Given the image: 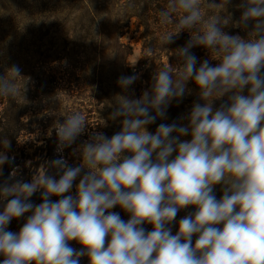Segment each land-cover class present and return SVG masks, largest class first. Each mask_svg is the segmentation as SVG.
Wrapping results in <instances>:
<instances>
[{
  "label": "clouds",
  "instance_id": "obj_1",
  "mask_svg": "<svg viewBox=\"0 0 264 264\" xmlns=\"http://www.w3.org/2000/svg\"><path fill=\"white\" fill-rule=\"evenodd\" d=\"M208 7L218 9L221 2ZM240 7L238 26L254 22L247 39L224 32L228 22L221 15L205 21L201 0H169L160 22L172 23L182 14L164 45L185 30L191 33L175 53L180 70L156 71L150 91L139 98L117 96L111 119L122 118L121 130L110 138L93 133L79 146L78 166L60 156L30 182L16 180L13 169L0 183V203L6 201L0 211V264H80L83 256L89 264H264V0H242ZM196 46L214 53L218 63L204 60L197 67L190 51ZM18 78H25L19 66L7 68L0 96H14ZM137 78L121 76L117 83L127 90ZM189 80L203 103H194L180 118L186 125L161 123L150 132L148 125L166 119L169 104L184 97ZM226 95L228 101L214 110L213 101ZM86 127L78 111L57 121V152L74 144ZM185 136L191 139L182 140ZM0 144L11 148L7 139ZM13 161L0 151V176L3 165ZM37 192L42 202L33 204L30 197ZM116 206L129 214L127 221L110 211ZM189 207L194 212L179 220L173 234L170 225ZM29 212L18 232L7 230Z\"/></svg>",
  "mask_w": 264,
  "mask_h": 264
},
{
  "label": "rangeland",
  "instance_id": "obj_2",
  "mask_svg": "<svg viewBox=\"0 0 264 264\" xmlns=\"http://www.w3.org/2000/svg\"><path fill=\"white\" fill-rule=\"evenodd\" d=\"M208 2L213 0H201L205 21L212 15H221L228 22L224 32L248 38L254 22L238 26L242 0H229L225 7L223 0H215L221 2L218 9L209 8ZM168 3L169 0H0V76L17 65L25 77L17 79L14 96H0V140L7 139L11 144L7 150L0 144V151L14 157L12 163L6 164L14 165L16 180L30 182L49 161L60 156L70 166H78L79 146L93 133L103 132L110 138L121 130L122 118L111 119L117 96L139 98L150 91L156 71L163 67L180 70L182 60L175 53L186 45L191 33L185 30L173 37V43L164 45V37L175 30V21L182 14L174 15L172 23L162 24L159 14ZM190 51L197 57V67L204 60L212 66L218 63L211 58L215 54L202 46ZM132 75L138 78L127 90L122 89L118 78ZM187 89L182 99L169 104L166 119L157 118L148 125L150 132H155L161 123L187 124L180 118L188 115L194 103H203L193 80L187 82ZM227 101V95L214 100V110ZM77 111L86 118V130L74 144L58 153L54 125L63 122L64 115ZM49 174L56 175V170L49 169ZM79 179L74 181L70 194L75 195ZM214 192L219 199L222 185H216ZM50 199L56 201L59 197ZM30 201L41 203V193H35ZM194 210L181 209L172 223L174 230L179 220ZM110 211L116 212L115 207ZM28 215L31 213L13 219L7 230L18 232ZM69 244L78 251L81 248L76 241ZM3 258L0 256V260ZM80 264H89L87 256L80 258Z\"/></svg>",
  "mask_w": 264,
  "mask_h": 264
},
{
  "label": "trees",
  "instance_id": "obj_3",
  "mask_svg": "<svg viewBox=\"0 0 264 264\" xmlns=\"http://www.w3.org/2000/svg\"><path fill=\"white\" fill-rule=\"evenodd\" d=\"M14 165H12L11 167L8 166V164L5 165L4 169H3V175L0 176V183H2L4 180H7L10 172L13 170ZM11 183V181H9ZM2 207V203H0V209ZM116 212H118L121 216L122 219H124L125 221H127L129 219V214L126 213L124 210H122L119 206L115 207ZM177 219V218H175ZM173 223V222H172ZM143 227L147 230V231H151L152 230V225L150 224H145L143 225ZM170 227L172 228V232L173 234L176 233V230H174V225L171 224Z\"/></svg>",
  "mask_w": 264,
  "mask_h": 264
}]
</instances>
